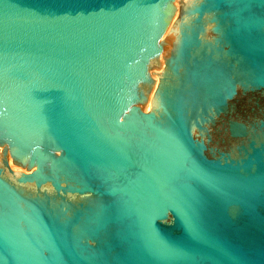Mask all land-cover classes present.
Returning a JSON list of instances; mask_svg holds the SVG:
<instances>
[{
  "label": "water",
  "instance_id": "95a60500",
  "mask_svg": "<svg viewBox=\"0 0 264 264\" xmlns=\"http://www.w3.org/2000/svg\"><path fill=\"white\" fill-rule=\"evenodd\" d=\"M176 1L0 0V264H264V0Z\"/></svg>",
  "mask_w": 264,
  "mask_h": 264
},
{
  "label": "rangeland",
  "instance_id": "374dc122",
  "mask_svg": "<svg viewBox=\"0 0 264 264\" xmlns=\"http://www.w3.org/2000/svg\"><path fill=\"white\" fill-rule=\"evenodd\" d=\"M176 4H177V6L179 7V6L182 4V1L177 0V1H176ZM177 15H178V14H176V16L174 17L173 21L177 18ZM170 28H172L171 25H170ZM161 65H163V64H162V63H159V64L155 67V69H156V70H160V69H161ZM156 78H157V75H156Z\"/></svg>",
  "mask_w": 264,
  "mask_h": 264
},
{
  "label": "bare ground",
  "instance_id": "6f19581e",
  "mask_svg": "<svg viewBox=\"0 0 264 264\" xmlns=\"http://www.w3.org/2000/svg\"><path fill=\"white\" fill-rule=\"evenodd\" d=\"M152 99H153V94H152V96H151V98H150V102H149V104L151 103ZM149 104H148V105H149ZM148 105H147V106H148Z\"/></svg>",
  "mask_w": 264,
  "mask_h": 264
}]
</instances>
